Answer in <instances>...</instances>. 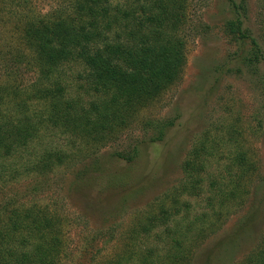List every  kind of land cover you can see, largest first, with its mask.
I'll return each instance as SVG.
<instances>
[{"label": "trees", "instance_id": "obj_1", "mask_svg": "<svg viewBox=\"0 0 264 264\" xmlns=\"http://www.w3.org/2000/svg\"><path fill=\"white\" fill-rule=\"evenodd\" d=\"M228 2L233 16L224 22L223 32L239 45L250 44L249 52H242L248 63L264 65L262 48L244 27V3ZM186 7V0H66L25 18L18 30L21 46L7 75L15 76L23 65L33 79L27 85L0 83V181L43 177L64 164L68 156L60 147L45 144L32 151L35 142L53 131L86 144H105L176 83L186 64ZM154 124L152 141H158L173 122ZM134 154L117 153L127 160ZM209 156L206 141L197 142L182 163L179 185L137 216L119 239L121 249L98 264H188L196 243L189 235L202 240L204 228L198 226L207 227V214L187 219L186 199L204 193L202 171ZM231 164L239 174L231 190L218 195V207L239 194V182L254 169L244 151L236 152ZM215 197L208 196V203ZM215 222L211 231L218 227ZM64 224L47 204L11 198L0 202V264H61ZM238 264H264V233Z\"/></svg>", "mask_w": 264, "mask_h": 264}, {"label": "rangeland", "instance_id": "obj_2", "mask_svg": "<svg viewBox=\"0 0 264 264\" xmlns=\"http://www.w3.org/2000/svg\"><path fill=\"white\" fill-rule=\"evenodd\" d=\"M186 1L187 23L182 30L186 64L176 83L105 144L94 146L47 132L32 151L45 144L60 147L68 156L65 163L43 177L32 174L0 181V202L11 198L47 204L64 219L61 264H98L117 253L119 239L136 217L155 208L163 194L179 185L182 163L200 141H206L210 151L202 171L204 193L186 199L190 203L186 214L191 219L205 212L207 227L198 226L204 228L201 241L198 235H189L196 243L188 264H238L259 244L264 233V65L248 63L242 52H249L250 44L239 45L223 32L224 22L233 16L228 0ZM65 2L0 0V83L29 84L33 74L27 66H20L15 76L7 75L13 53L21 46L19 26L25 18ZM242 3L244 27L264 56V0ZM160 120L173 124L163 139L152 141L154 123ZM134 151L132 160L117 155ZM238 151L245 152L254 169L239 182V194L218 207V195L231 190L239 174L231 164ZM210 195H216L211 204ZM216 212L222 215L218 220ZM212 222L218 227L211 231ZM148 238L154 241V234Z\"/></svg>", "mask_w": 264, "mask_h": 264}]
</instances>
